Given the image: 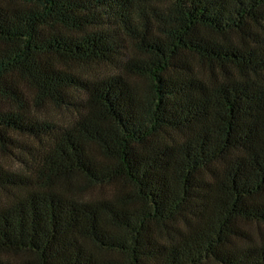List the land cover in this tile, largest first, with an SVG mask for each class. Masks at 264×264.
Masks as SVG:
<instances>
[{"label": "trees", "instance_id": "trees-1", "mask_svg": "<svg viewBox=\"0 0 264 264\" xmlns=\"http://www.w3.org/2000/svg\"><path fill=\"white\" fill-rule=\"evenodd\" d=\"M264 0H0V264H264Z\"/></svg>", "mask_w": 264, "mask_h": 264}, {"label": "rangeland", "instance_id": "rangeland-1", "mask_svg": "<svg viewBox=\"0 0 264 264\" xmlns=\"http://www.w3.org/2000/svg\"><path fill=\"white\" fill-rule=\"evenodd\" d=\"M249 230L253 233L255 237H259L260 235H264V224H249Z\"/></svg>", "mask_w": 264, "mask_h": 264}]
</instances>
